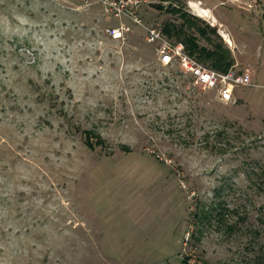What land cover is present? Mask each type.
Here are the masks:
<instances>
[{
    "label": "rangeland",
    "instance_id": "374dc122",
    "mask_svg": "<svg viewBox=\"0 0 264 264\" xmlns=\"http://www.w3.org/2000/svg\"><path fill=\"white\" fill-rule=\"evenodd\" d=\"M91 3L0 0V264H264V0ZM176 5L251 72L235 103L158 62Z\"/></svg>",
    "mask_w": 264,
    "mask_h": 264
},
{
    "label": "built area",
    "instance_id": "2783aa9c",
    "mask_svg": "<svg viewBox=\"0 0 264 264\" xmlns=\"http://www.w3.org/2000/svg\"><path fill=\"white\" fill-rule=\"evenodd\" d=\"M90 4L93 0H81ZM107 13L116 17H131L137 24L141 19L136 15V6L139 0H101ZM92 4V3H91ZM134 4L133 7H130ZM129 27L122 24L119 27L107 29L114 38H120ZM147 41L157 43L156 54L162 65H175L179 70L190 76L197 85L204 89L215 90L218 98L227 103H235V91L239 86H253V76L246 70L230 68L227 71H217L198 62L185 51L182 42H172L167 39L162 30L157 27L147 28Z\"/></svg>",
    "mask_w": 264,
    "mask_h": 264
},
{
    "label": "trees",
    "instance_id": "16d2710c",
    "mask_svg": "<svg viewBox=\"0 0 264 264\" xmlns=\"http://www.w3.org/2000/svg\"><path fill=\"white\" fill-rule=\"evenodd\" d=\"M158 9H163L162 6H157ZM179 6L172 7L168 11L173 13H180V17L184 19L181 23H166L163 27L164 36L167 35L171 38H176V41L183 42L185 51L198 62H203L211 69L217 71H227L233 64V57L230 50L225 47L221 42L215 41L211 35L215 38L220 37L215 26H209L207 24L200 26L197 24L199 19L194 16H188V14ZM187 28V29H186ZM193 29L199 36L205 38L211 43V47L201 45L199 38L194 33H190Z\"/></svg>",
    "mask_w": 264,
    "mask_h": 264
},
{
    "label": "bare ground",
    "instance_id": "6f19581e",
    "mask_svg": "<svg viewBox=\"0 0 264 264\" xmlns=\"http://www.w3.org/2000/svg\"><path fill=\"white\" fill-rule=\"evenodd\" d=\"M190 7L194 10L195 13L202 17H210L208 11L204 8H201L198 4L195 2H190ZM224 34V33H223ZM225 35V34H224ZM228 38V36H226ZM229 40V39H228ZM227 40V41H228Z\"/></svg>",
    "mask_w": 264,
    "mask_h": 264
},
{
    "label": "crops",
    "instance_id": "0c3cea01",
    "mask_svg": "<svg viewBox=\"0 0 264 264\" xmlns=\"http://www.w3.org/2000/svg\"><path fill=\"white\" fill-rule=\"evenodd\" d=\"M205 9H207V10L209 11V14L211 15V18L218 19L216 15H212V13H211V11H210V8L207 7V8H205ZM219 23H221V22L219 21Z\"/></svg>",
    "mask_w": 264,
    "mask_h": 264
}]
</instances>
